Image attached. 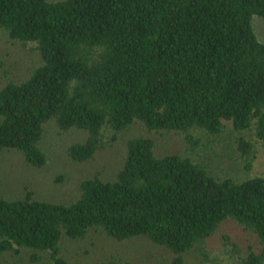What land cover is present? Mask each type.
Masks as SVG:
<instances>
[{"label":"trees","instance_id":"1","mask_svg":"<svg viewBox=\"0 0 264 264\" xmlns=\"http://www.w3.org/2000/svg\"><path fill=\"white\" fill-rule=\"evenodd\" d=\"M253 17L264 19V0H0V34L39 56L24 79L0 86V154L14 150L43 166L47 123L86 134L67 148L75 163L132 125L147 133L126 140L111 179L84 178L71 202L0 194V254L130 264L64 252L95 231L118 242L143 238L169 251L166 264H188L190 252L209 260L208 239L231 222L251 239L222 234L231 260L226 249L222 259L264 264V176L216 170L228 154L248 173L264 143V42ZM227 129L233 148L214 146ZM153 133L185 148L156 153Z\"/></svg>","mask_w":264,"mask_h":264},{"label":"rangeland","instance_id":"2","mask_svg":"<svg viewBox=\"0 0 264 264\" xmlns=\"http://www.w3.org/2000/svg\"><path fill=\"white\" fill-rule=\"evenodd\" d=\"M251 23L260 41L264 42V19L253 17ZM32 47L28 44L22 45L19 41L11 40L5 34H0V86L9 78L20 81L30 73L32 67L39 61V56ZM227 126L231 124L227 122ZM146 134L138 125H132L122 133L112 147L97 153L91 160L75 163L69 159L67 148L71 143L83 141L86 134L78 129L61 131L53 123H47L39 142L46 156V163L43 166L28 165L21 153L14 150H4L0 154V194L4 197H16L30 191L34 197L71 202L78 196V186L84 178L99 175L102 179H111L122 165L126 140L136 135L146 136ZM150 137L154 140L156 153L163 150L181 153L185 148L183 142L169 134L153 133ZM215 145H225V150L232 149L234 132L227 129L224 139L214 143ZM254 150L255 158L248 173H246L245 162L241 158L226 154L216 164L217 174L222 176L231 174L235 178L264 176V143L258 142ZM222 234L229 235L231 240L241 244L251 239L243 231L237 229L233 223L222 224L214 236L207 241L210 261H203L190 252L185 256L187 263L231 264L230 261L222 259L221 253L226 249L225 256L231 260L229 244L221 238ZM72 249L79 250L83 256L90 258V261L91 258L95 259L94 256L108 257L109 254L130 264H166L172 256L165 248L153 245L143 238L118 242L95 231L89 232L77 243L68 244L64 252L70 253ZM0 264L41 263H30L28 255L22 252L20 256L10 253L0 254Z\"/></svg>","mask_w":264,"mask_h":264}]
</instances>
